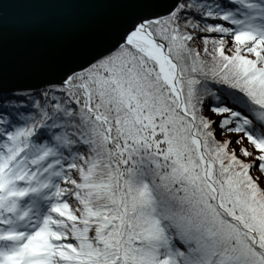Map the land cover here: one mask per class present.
Returning a JSON list of instances; mask_svg holds the SVG:
<instances>
[{
    "label": "snow or ice",
    "instance_id": "obj_1",
    "mask_svg": "<svg viewBox=\"0 0 264 264\" xmlns=\"http://www.w3.org/2000/svg\"><path fill=\"white\" fill-rule=\"evenodd\" d=\"M0 264H264V0H0Z\"/></svg>",
    "mask_w": 264,
    "mask_h": 264
}]
</instances>
